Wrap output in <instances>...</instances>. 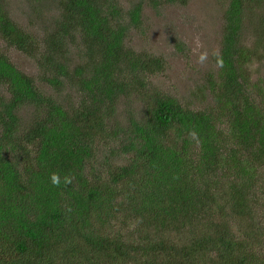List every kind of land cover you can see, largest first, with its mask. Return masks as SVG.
Masks as SVG:
<instances>
[{
	"label": "trees",
	"instance_id": "1",
	"mask_svg": "<svg viewBox=\"0 0 264 264\" xmlns=\"http://www.w3.org/2000/svg\"><path fill=\"white\" fill-rule=\"evenodd\" d=\"M24 3L26 27L0 0V39L36 68L0 49V264H264V91L247 72L264 58V0L227 1L200 109L150 83L162 58L129 44L141 1ZM130 96L144 117L121 121Z\"/></svg>",
	"mask_w": 264,
	"mask_h": 264
},
{
	"label": "rangeland",
	"instance_id": "2",
	"mask_svg": "<svg viewBox=\"0 0 264 264\" xmlns=\"http://www.w3.org/2000/svg\"><path fill=\"white\" fill-rule=\"evenodd\" d=\"M5 2V0H3ZM141 1V30L130 28L129 40L136 51L159 56L163 60L160 73L149 75L148 79L155 89L175 97L182 105L200 109L211 104L206 89L208 73L214 74L216 64L211 56L213 49L220 48L223 12L228 0H186L181 4H163L153 8L148 0H118L126 9L130 4ZM9 15L20 26L26 27V5L24 0H7ZM256 16L262 12L260 5L254 7ZM54 14V13H49ZM50 15H47L49 17ZM199 36L202 48L209 51L208 61L204 65L196 62V47L193 37ZM255 40L252 31H245L242 42L249 45ZM0 49L8 59L22 72L36 76L33 59L23 55L12 47L5 46L0 39ZM72 50V48H71ZM76 52V50L74 51ZM250 76L249 84L264 91V83L258 81L264 77V58L253 60L247 67ZM38 83L42 92H48L47 86ZM199 86V91L195 87ZM257 88V90H258ZM248 92L255 94V89L248 86ZM142 101L130 96L118 102L117 114L124 121L123 110L133 111L137 119L144 117L141 111ZM111 145V144H110ZM131 227L124 228L126 233Z\"/></svg>",
	"mask_w": 264,
	"mask_h": 264
},
{
	"label": "clouds",
	"instance_id": "3",
	"mask_svg": "<svg viewBox=\"0 0 264 264\" xmlns=\"http://www.w3.org/2000/svg\"><path fill=\"white\" fill-rule=\"evenodd\" d=\"M193 40L196 45V47L193 49V51L196 53V62L199 65H204L208 61L209 51L207 49L202 51L200 50L202 45L200 43L199 36L193 37ZM211 56L214 58L215 64L218 68L224 67L223 55L218 48L211 51ZM190 135L195 137V133H190ZM50 179L53 185L59 187L62 182L64 185L71 184L74 177L71 174H65L63 176V180H61L59 173H52Z\"/></svg>",
	"mask_w": 264,
	"mask_h": 264
}]
</instances>
